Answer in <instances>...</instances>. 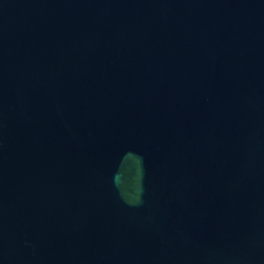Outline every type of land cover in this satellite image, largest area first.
I'll return each instance as SVG.
<instances>
[{"label":"water","instance_id":"95a60500","mask_svg":"<svg viewBox=\"0 0 264 264\" xmlns=\"http://www.w3.org/2000/svg\"><path fill=\"white\" fill-rule=\"evenodd\" d=\"M0 264H264V0H0Z\"/></svg>","mask_w":264,"mask_h":264}]
</instances>
